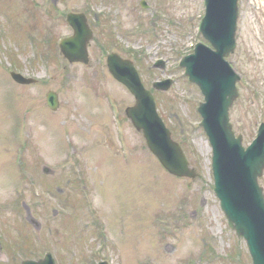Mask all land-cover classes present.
Returning <instances> with one entry per match:
<instances>
[{
	"label": "rangeland",
	"instance_id": "obj_1",
	"mask_svg": "<svg viewBox=\"0 0 264 264\" xmlns=\"http://www.w3.org/2000/svg\"><path fill=\"white\" fill-rule=\"evenodd\" d=\"M146 1L147 10L140 0H0V233L8 245L27 236L30 205L41 224L31 226L40 232L37 253L53 248L63 264H252L213 190L212 151L196 108L203 96L176 67L202 39L204 0ZM239 5L231 60L242 77L230 117L247 145L264 122V0ZM82 9L95 32L92 66L53 58L56 40L72 35L66 14ZM110 52L135 60L148 88L172 79L155 99L199 179H177L148 152L124 116L134 100L108 72ZM161 57L165 65L156 67ZM11 70L35 80L16 84ZM49 91L59 95L55 111ZM44 165L56 175H42ZM50 227L56 236L47 238ZM29 243L20 240L22 257Z\"/></svg>",
	"mask_w": 264,
	"mask_h": 264
},
{
	"label": "water",
	"instance_id": "obj_2",
	"mask_svg": "<svg viewBox=\"0 0 264 264\" xmlns=\"http://www.w3.org/2000/svg\"><path fill=\"white\" fill-rule=\"evenodd\" d=\"M206 15L201 23L202 34L213 49L199 44L195 53L184 58L182 66L190 80L198 84L205 97L198 111L214 152L213 172L215 193L230 226L239 237L246 239L254 264H264V194L258 178L264 170V124L259 137L248 149L242 147V138H235L229 122V109L237 98L235 74L225 57L235 48L237 29V0H205ZM76 34L62 41V52L71 61L88 62L86 46L91 34L85 30V20L72 16ZM109 70L123 82L136 97V104L127 114L137 130L163 166L177 177L196 178V171L181 148L171 137V132L158 115L154 96L141 82L137 69L129 60L112 55ZM16 81L28 80L12 74ZM155 89L167 90L170 81L154 83ZM50 97V98H49ZM49 104L55 106L56 96L49 95ZM55 99V100H54ZM27 264H54L52 259Z\"/></svg>",
	"mask_w": 264,
	"mask_h": 264
}]
</instances>
